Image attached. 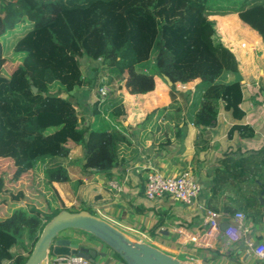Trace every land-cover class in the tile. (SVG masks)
I'll return each instance as SVG.
<instances>
[{"label":"trees","instance_id":"trees-1","mask_svg":"<svg viewBox=\"0 0 264 264\" xmlns=\"http://www.w3.org/2000/svg\"><path fill=\"white\" fill-rule=\"evenodd\" d=\"M231 14L264 42V0H0V159L14 167L11 181L42 169L47 185L70 182L58 161L67 160L76 146L84 152L83 171L107 173L124 166L121 147L128 136L118 95L122 83L131 95H144L155 90L156 77L169 79L172 105L158 109L164 112L181 109L173 105L177 84L199 80L194 124H214L222 106L235 121L231 131L252 136V128L242 123L241 84L217 82L224 72H238L233 52L215 41L212 18ZM82 58L98 62L95 75L108 89L89 122L68 98L86 84ZM150 61L147 72L137 71ZM44 114L57 122L43 126ZM254 158L261 159L257 167H248L252 160L246 159L223 162L214 171L209 211L219 213L223 199L228 220L241 212L254 223L264 222V180H252L264 172V151ZM46 203L0 218V264H26L45 226L63 211ZM83 210L93 214L88 208L67 209Z\"/></svg>","mask_w":264,"mask_h":264},{"label":"crops","instance_id":"crops-1","mask_svg":"<svg viewBox=\"0 0 264 264\" xmlns=\"http://www.w3.org/2000/svg\"><path fill=\"white\" fill-rule=\"evenodd\" d=\"M216 20V18L214 17ZM216 20V35L221 43L229 48L238 62V72H224L218 83L229 84L239 81L242 86L244 112L243 124L253 130V135L242 136L231 131L235 121L230 112L221 106L214 124L203 127L194 124L192 117L197 110L168 109L159 112V100L148 104L153 117L141 119V127L127 126L128 141L121 147L125 165L107 173L83 171L82 155L73 156L62 163L68 171L70 180L78 182L72 192V199L66 200L60 190L64 183L48 184L49 190L56 191L60 203H66L75 209L88 208L96 216L109 221L120 229L133 242L147 244L186 264H264L253 251L246 247L244 241L234 242L220 228L209 237L210 246H197L191 237L207 230L205 217L209 211L206 207L213 185L216 169L222 168L223 162L240 164L243 160L248 167H254L261 159L253 157L264 151V42L250 27L241 22L237 15L224 16L220 23ZM85 87L76 89L71 94L72 102L82 105L79 117L85 122L93 120L95 101L85 97ZM124 102H140L148 96L128 95L121 93ZM85 98H87L86 102ZM170 104L169 101H167ZM163 107L168 106L164 103ZM76 108V106H75ZM179 119V120H177ZM133 126V127H130ZM79 150H81L80 147ZM81 153V152H80ZM84 156V155H83ZM190 170L202 187L201 194L192 205H184L165 195L155 200H148L144 194L147 175L152 171L170 177ZM106 174L112 177L107 178ZM252 180H264V172H258ZM43 175V173H42ZM116 181L121 192L117 193L108 187V182ZM56 198V199H57ZM220 212L224 215L221 200ZM63 205V204H62ZM61 208V207H59ZM230 220L223 216L222 223ZM157 228L153 230L154 227ZM245 239L254 243L264 241V222L254 223L247 218L244 223ZM243 238V239H244ZM73 243L94 250L95 261L103 260L110 264H127L102 241H93L88 233L74 231Z\"/></svg>","mask_w":264,"mask_h":264},{"label":"rangeland","instance_id":"rangeland-1","mask_svg":"<svg viewBox=\"0 0 264 264\" xmlns=\"http://www.w3.org/2000/svg\"><path fill=\"white\" fill-rule=\"evenodd\" d=\"M214 18V17H212ZM217 23H220L221 19L223 17L216 16L215 17ZM215 41H220L219 37L215 36ZM80 63L83 69V77L86 80L85 84V90H87L88 93H86L85 97H90L95 101V110L93 116L96 115V113L99 112L97 110V107L101 104L102 99L105 97L102 93H100V82L101 80L98 79V76L95 75V68L98 66V62H93L87 58L80 59ZM152 62H147L142 64L141 66L137 67V71L139 72H147L151 67ZM89 81V83H87ZM200 81L195 80L189 84L182 85L177 84L174 90V94L176 96V101L173 103L174 107L179 106L181 109H186L194 111L197 109L198 103L200 101L201 96V90L200 88H197ZM122 89L119 90L118 95L122 97V92L125 93L126 97L128 95H131L128 90L124 87V84L122 83ZM108 90V89H107ZM171 90L170 86L167 84V82L161 78H155V90L148 93V96H145L142 101L135 102L130 104L129 102L124 103L125 110H126V121L128 123H132L135 127L138 129L141 127V123H138L141 119H145L148 115L147 112L150 110V107H148V104L153 102L154 100H159V106L165 105L164 103L168 104L167 101L170 102L169 105H172V99H171ZM64 98H67V94H62ZM184 96L188 97L187 103L185 102ZM72 99L70 96L68 97ZM87 98H85L86 102ZM123 98V97H122ZM124 100V99H123ZM72 101V100H71ZM73 103V102H72ZM74 106H76V110L78 115L82 114V105L78 102L73 103ZM166 106V107H168ZM165 107V106H164ZM160 109V108H159ZM169 111L174 110L173 108H167ZM41 123L43 126L47 125H53L57 122L56 118L54 116L50 115H41L40 117ZM146 120V119H145ZM179 120V119H177ZM85 122V120H84ZM133 127V126H130ZM59 139H61L60 135H57ZM80 146H76L72 148V151L70 153L69 158L73 156V153L78 150L79 152H76L73 156L75 158L72 159H78L81 157L84 159V152L82 147L81 150H79ZM81 152V153H80ZM69 158L67 160H69ZM67 160L58 161L60 163H64ZM14 171V167L9 161L0 159V218L4 217L6 214L11 213L14 209L21 208L23 210H28L30 207H37V208H43L46 206V199L49 200L51 203H53L56 207L64 208L66 207V203H60L61 200L56 197V191L55 190H49L45 179L42 175V169H38L37 171H34L30 173L27 176H24V178L21 180V182L13 183L11 181V176ZM70 177V176H69ZM30 184H32V187L30 188ZM64 186H61L60 190L65 195L66 200H71L72 192L76 185H78V182H70L64 183ZM57 198V199H56ZM63 204V205H62ZM75 206H69V208H74ZM75 230L65 231L62 232V236H68L73 237V232ZM76 244H78L76 242ZM102 263L104 264H110L111 262H108L107 260H103Z\"/></svg>","mask_w":264,"mask_h":264},{"label":"water","instance_id":"water-1","mask_svg":"<svg viewBox=\"0 0 264 264\" xmlns=\"http://www.w3.org/2000/svg\"><path fill=\"white\" fill-rule=\"evenodd\" d=\"M165 80L169 86L172 85L169 79ZM32 91L36 93L37 89L32 87ZM228 226L227 223H222L220 228L225 231ZM70 230L93 235L120 255L127 264H186L155 247L133 242L109 221L86 210L77 213L63 210L55 216L43 229L26 264H48L49 253L54 256L73 255L96 262L97 253L94 250L81 247L73 243L71 237L61 235Z\"/></svg>","mask_w":264,"mask_h":264},{"label":"built area","instance_id":"built-area-1","mask_svg":"<svg viewBox=\"0 0 264 264\" xmlns=\"http://www.w3.org/2000/svg\"><path fill=\"white\" fill-rule=\"evenodd\" d=\"M100 93L106 94L107 88H100ZM108 187L113 191L120 193L121 187L116 181L108 182ZM202 191V187L198 182L195 175L186 170L175 176H164L159 172L152 171L147 175V179L144 185V194L148 200H155L157 198L168 195L176 201L184 205H192L199 198ZM225 216L221 213H214L208 211L205 217V225L207 230L199 235L192 236L191 242L197 246L209 247V237L213 232L220 230V219ZM227 218V217H226ZM247 217L239 212L236 213L228 223V228L225 231L232 241L242 242L247 248L251 249L254 255L264 261V241L254 243L251 240H246L244 223ZM244 238V239H243ZM48 264H99L90 260L77 256H54L52 253L48 254Z\"/></svg>","mask_w":264,"mask_h":264}]
</instances>
